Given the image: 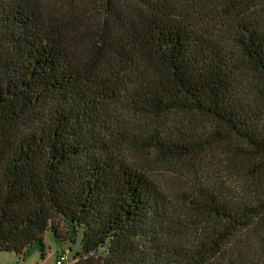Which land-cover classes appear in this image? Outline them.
Wrapping results in <instances>:
<instances>
[{"label":"trees","instance_id":"16d2710c","mask_svg":"<svg viewBox=\"0 0 264 264\" xmlns=\"http://www.w3.org/2000/svg\"><path fill=\"white\" fill-rule=\"evenodd\" d=\"M48 230L264 264V0H0V252Z\"/></svg>","mask_w":264,"mask_h":264},{"label":"rangeland","instance_id":"374dc122","mask_svg":"<svg viewBox=\"0 0 264 264\" xmlns=\"http://www.w3.org/2000/svg\"><path fill=\"white\" fill-rule=\"evenodd\" d=\"M81 236L82 230L78 233L75 242L70 243L59 240L48 230L43 234L42 243H34L21 255L0 252V264H56L60 253H66L67 261L64 264H75L74 255L80 249Z\"/></svg>","mask_w":264,"mask_h":264},{"label":"built area","instance_id":"2783aa9c","mask_svg":"<svg viewBox=\"0 0 264 264\" xmlns=\"http://www.w3.org/2000/svg\"><path fill=\"white\" fill-rule=\"evenodd\" d=\"M67 261L66 253H60L57 257L56 264H64Z\"/></svg>","mask_w":264,"mask_h":264}]
</instances>
